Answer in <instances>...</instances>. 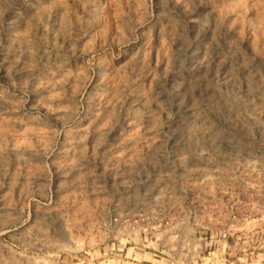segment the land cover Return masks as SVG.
<instances>
[{
  "label": "rangeland",
  "instance_id": "374dc122",
  "mask_svg": "<svg viewBox=\"0 0 264 264\" xmlns=\"http://www.w3.org/2000/svg\"><path fill=\"white\" fill-rule=\"evenodd\" d=\"M0 96V264H264V0H0Z\"/></svg>",
  "mask_w": 264,
  "mask_h": 264
},
{
  "label": "bare ground",
  "instance_id": "6f19581e",
  "mask_svg": "<svg viewBox=\"0 0 264 264\" xmlns=\"http://www.w3.org/2000/svg\"><path fill=\"white\" fill-rule=\"evenodd\" d=\"M27 23V20L25 19V17L23 16H19L15 19L14 21V24L15 26L17 25H22V24H25ZM55 30H57V27L56 26H60L58 21H55L54 24H53ZM59 32V31H58ZM57 32V35H59V33ZM56 33V32H54ZM207 48L204 46V45H199L198 47H195L194 49V67L196 69V71H203V75L204 76L203 78L205 80H209L210 77H212V70L214 68L213 64L211 63V61H209V57H208V52H207ZM10 63L12 64L11 67L16 69V71H19V72H22L24 70H27L26 66H24V63H22L21 61H15V60H12L10 61ZM55 65H58L59 68L61 70H64L66 71V67H65V63L64 61H56L55 63H53ZM200 73V72H199ZM222 79L224 80V82H226V84H228L229 86H233L234 84H236L237 82V75L235 74L234 70L233 69H230V70H227V68L225 66H222ZM202 76H200L202 78ZM199 77V78H200ZM196 84L199 83V81H192V84ZM180 92H185L187 90H179ZM198 100L193 97V96H189L188 97V100L183 104V106H181V109H182V113L184 116V118L181 120H178L177 122V126H179L177 129H175V132L176 133H180L182 131L185 130V127L189 126V125H192V124H195V123H207L208 121V115L205 113V114H200L199 113V109H198V106H197V102ZM0 102H4V98L2 96H0ZM117 103V102H115ZM113 102V100L111 98L108 97V95L102 99V101L100 103H96L94 106H93V109H92V115H94V118L92 121L89 122V124H94V125H99L102 121H100V115H101V111L103 109H106L108 110V108H114L116 106ZM157 103L156 102H151V101H148V100H145V99H136V101H134L131 105V116H128V123H134L136 122L137 117H136V114H138L137 112H139L140 110H143L145 112V115L142 116V117H150L152 115V106L156 105ZM141 117V118H142ZM98 131L99 133H103L107 130H105L104 128L102 127H98ZM109 131V130H108ZM191 135L189 134L188 137H190ZM171 141V138H169L167 140V142ZM80 143V140H77V141H74V144L75 146L79 145ZM13 151L15 153H18L19 150L17 147H13ZM251 166L252 168H257V167H260V164L257 162V161H253L251 162ZM206 176V175H205ZM119 186H121L123 189H127L129 190L131 188V182L129 181H126V180H122L119 182ZM156 202V201H155ZM154 202V203H155ZM157 204V203H155ZM153 204V205H155ZM151 205V206H153Z\"/></svg>",
  "mask_w": 264,
  "mask_h": 264
}]
</instances>
